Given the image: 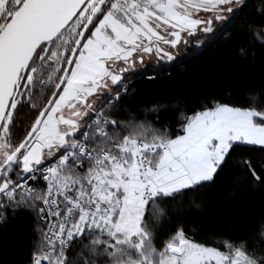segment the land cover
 Masks as SVG:
<instances>
[{
  "label": "snow or ice",
  "instance_id": "snow-or-ice-1",
  "mask_svg": "<svg viewBox=\"0 0 264 264\" xmlns=\"http://www.w3.org/2000/svg\"><path fill=\"white\" fill-rule=\"evenodd\" d=\"M247 0H0V226L29 217L19 264H264V209L246 234L186 217L259 192L264 204V0L233 53L259 65L189 108L133 107L159 71L248 9ZM140 66V67H138Z\"/></svg>",
  "mask_w": 264,
  "mask_h": 264
},
{
  "label": "trees",
  "instance_id": "trees-1",
  "mask_svg": "<svg viewBox=\"0 0 264 264\" xmlns=\"http://www.w3.org/2000/svg\"><path fill=\"white\" fill-rule=\"evenodd\" d=\"M249 5L239 18L229 25L227 31L211 42L199 48L187 49L182 57L163 68L154 79L152 66L133 80L135 95L131 105L159 102L168 105V110L161 115V123L172 122L175 125V102L179 99L189 108L203 95L219 94L225 87L231 86L234 95L243 100L249 88L255 86L260 77L259 65L234 58L243 24L252 19V12L257 0H247ZM232 180V173L225 175L223 185L206 193L207 205L203 213L192 212L186 217L189 225L196 224L202 229L203 237L210 231L232 232L233 225L246 234L248 226L257 218L264 204L259 192L241 191L235 200L224 199V186ZM31 231L29 217H17L6 226H0V264H19L25 251L28 234Z\"/></svg>",
  "mask_w": 264,
  "mask_h": 264
},
{
  "label": "rangeland",
  "instance_id": "rangeland-1",
  "mask_svg": "<svg viewBox=\"0 0 264 264\" xmlns=\"http://www.w3.org/2000/svg\"><path fill=\"white\" fill-rule=\"evenodd\" d=\"M187 51V49L186 50H182L181 51V53L177 56V58L178 57H182L184 54H185V52ZM150 64V63H149ZM151 65V64H150ZM138 67H140V66H138Z\"/></svg>",
  "mask_w": 264,
  "mask_h": 264
},
{
  "label": "flooded vegetation",
  "instance_id": "flooded-vegetation-1",
  "mask_svg": "<svg viewBox=\"0 0 264 264\" xmlns=\"http://www.w3.org/2000/svg\"><path fill=\"white\" fill-rule=\"evenodd\" d=\"M151 66L150 64L148 65V67ZM147 67V68H148ZM147 68H141V71H145Z\"/></svg>",
  "mask_w": 264,
  "mask_h": 264
}]
</instances>
